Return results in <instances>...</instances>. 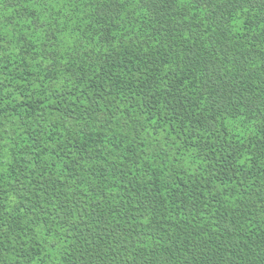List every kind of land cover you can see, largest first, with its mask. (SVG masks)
Here are the masks:
<instances>
[{
    "label": "trees",
    "instance_id": "trees-1",
    "mask_svg": "<svg viewBox=\"0 0 264 264\" xmlns=\"http://www.w3.org/2000/svg\"><path fill=\"white\" fill-rule=\"evenodd\" d=\"M0 264H264V0H0Z\"/></svg>",
    "mask_w": 264,
    "mask_h": 264
}]
</instances>
